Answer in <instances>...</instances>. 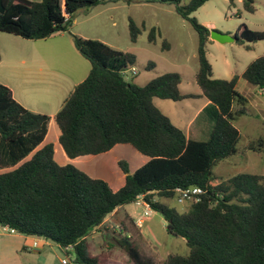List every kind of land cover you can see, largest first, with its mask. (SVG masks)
I'll return each instance as SVG.
<instances>
[{
    "label": "trees",
    "instance_id": "16d2710c",
    "mask_svg": "<svg viewBox=\"0 0 264 264\" xmlns=\"http://www.w3.org/2000/svg\"><path fill=\"white\" fill-rule=\"evenodd\" d=\"M120 1L0 0V33L46 40L71 33L81 9ZM127 1L173 6L197 33L195 81L200 96L210 103L204 110L212 125L209 134L193 131L185 135L153 104L156 98L180 102L197 97L181 93L179 73L164 74L143 87L135 85L125 77L136 66L135 54L71 33L91 71L54 118L66 156L75 160L128 145L148 161L133 174L121 161L125 179L118 191L72 163L59 165L53 145L39 149L48 135L51 117L25 108L11 89L0 83V170H9L0 174V225L63 249L72 247L75 264H112L105 252L91 251L88 238L117 209L143 197L152 211L163 216L167 232L183 238L190 250L186 257L168 256L164 264H264V175L239 174L214 183L215 167L238 154L241 133L235 121L251 111L248 99L237 90L239 76L213 78L207 58L211 30L194 17L213 0ZM228 1L231 7L241 1L247 13H256L254 0ZM129 29L131 41L136 43L141 31L132 19ZM156 35L154 27L150 43L156 42ZM234 35L242 44L264 41L263 32L253 31L245 23ZM242 78L264 92V56L250 63ZM257 145H264V139L251 143L248 150L255 151ZM191 186L203 194L185 212L160 201L174 199L176 189ZM117 243L133 264H157L131 237L123 236Z\"/></svg>",
    "mask_w": 264,
    "mask_h": 264
},
{
    "label": "rangeland",
    "instance_id": "374dc122",
    "mask_svg": "<svg viewBox=\"0 0 264 264\" xmlns=\"http://www.w3.org/2000/svg\"><path fill=\"white\" fill-rule=\"evenodd\" d=\"M254 1L256 7L254 14L247 13L242 3H236L231 7L228 0H213L199 9L194 17L205 27L207 26L203 23H213L216 27L213 30L224 34L234 33L242 23L247 24L253 31L264 33V0ZM130 19L141 31L136 43L131 41ZM154 27L157 29L156 42L150 43L149 34ZM70 32L76 33V36H79L77 34L79 33L88 39L101 41L119 51L135 54L136 66L129 69L125 76L130 83L144 86L164 74L179 73L182 80L180 85L182 94L200 92L195 81L199 68L197 58L199 38L191 25L176 13L173 6L158 3H129L123 0L118 3L84 8L75 15ZM71 33H66L63 39L56 37L46 42L29 41L0 33L4 53V61L0 63V75H13L10 77L14 81L11 85L15 87V95L19 101L25 96L22 94H28L24 100L26 103H31L30 98L38 102L37 97L48 102H44L45 104L51 105L47 115L51 117L49 132L39 149L49 144L53 145L55 160L59 165L72 163L90 177L101 179L113 190L118 191L124 186L125 179L119 163L124 161L133 174L146 163L145 156L131 146L119 145L105 154L70 160L59 143L60 131L54 118L74 88H69L66 83L58 79L56 72L69 73L71 70L69 64H71L78 74H84L82 77L75 76V85H78L91 71L90 62L78 53ZM52 42H56L57 46L49 45L53 44ZM73 54L79 62L73 60ZM262 56H264V41L257 44L241 42L226 45L218 42L208 44L207 58L212 65L213 78L231 80L239 76L237 90L248 99V107L251 110L250 116L238 117L235 122L236 128L241 132L239 153L236 157L223 161L215 167L213 171L215 184L225 182L239 174L264 175V145H257L255 152L246 150L251 143L260 138L264 139V95L260 94L262 91L257 87L242 78L248 65ZM21 60H27V65L41 66L43 71H24ZM151 64H154V67ZM10 66L15 69L10 70ZM132 69L136 71V75H133ZM46 79L54 81V84L47 86ZM153 104L185 135L188 132V121L202 106L201 101L195 99L180 102L154 99ZM206 113L209 112L206 110ZM204 118L205 115L199 122L202 123ZM31 157L32 155L25 161L30 160ZM235 158L241 159V164L233 165ZM7 171L9 170H0V174ZM160 201L179 212L187 211L193 203L189 201L180 204L176 198L160 199ZM119 211L120 213L108 217L100 229L88 238L94 254L105 252L112 264H133L117 243L121 237L129 236L140 250L157 264H164L170 255L185 257L189 255L190 250L186 241L167 232V222L159 213L153 211L150 216H146L145 208L137 204L120 207ZM126 212L132 214L136 223L139 219L143 220L142 227L130 223L126 218L128 214ZM0 233H3L1 228ZM40 248L44 251L35 264H58L57 256L66 258L58 245L53 243L48 247L40 246ZM9 256L11 260L14 259L13 254ZM71 256L74 257V254L72 253ZM15 262L18 264V258L11 263L15 264Z\"/></svg>",
    "mask_w": 264,
    "mask_h": 264
},
{
    "label": "crops",
    "instance_id": "0c3cea01",
    "mask_svg": "<svg viewBox=\"0 0 264 264\" xmlns=\"http://www.w3.org/2000/svg\"><path fill=\"white\" fill-rule=\"evenodd\" d=\"M237 3H242V2L238 1ZM208 20H210V19H208ZM201 23H203V22H201ZM203 24L206 25L210 30H213L214 28H216L213 23H203ZM235 32L234 33L227 32V34L234 35ZM72 34L75 35L76 33L72 32ZM77 34L81 38L88 39V37H83L79 33H77ZM65 35H66V33H63V34H59V35H54L53 37H51L49 39H46V40H38V41L46 42V41H49V40H52V39H56V37H60V38L63 39L65 37ZM72 40H73V38H72ZM214 42L215 41H212L211 43H214ZM52 43L53 44H49V45L57 46L56 42H52ZM71 53H72V51H71ZM0 54H1L0 63H2L4 61L3 43L2 42H0ZM73 58H74L73 60H76L77 62H79L78 58H76V55L73 54ZM21 64L24 66L22 68V70H24V71H32V72H37V71L38 72H42L43 71V67L37 66L36 64L27 65V60H21ZM69 67L71 68L69 73H67V72H64V73L56 72V75H58V79H61L64 83H66L69 88H74L75 89V87L77 86V85H75V81H74L75 76L78 75V76L82 77V76H84V74H78L76 69L74 68V66H72L71 64H69ZM13 69H15V68L13 66H10V70H13ZM133 70L134 69H132L133 75H136V74H134ZM71 73H75V74H71ZM125 76H126V74H125ZM10 77H13V75L12 74H7L6 76H1L0 77V83L5 85V86H7V87H9L11 89L15 99L20 104H22L25 108L29 109L32 112L40 113V114H44V115H49L48 109L51 107V105L50 104H45L44 102H46V101L44 99L41 100L40 98H37L35 95H33L34 97H36L38 102H36L33 98H30L31 99L30 100L31 103H28V102L26 103V101H24V100L28 97V94H22V95H25V96L21 95L23 99H22V101H19L17 99L16 95H15V92H16L15 91V87L13 85H11V84H13L14 81ZM46 81H47V86H50V85L54 84V81H52V80H47L46 79ZM238 82H239V80H238ZM25 85H26V83H25ZM237 86H238V83H237ZM141 87H143V86H141ZM260 94L264 95V92L262 91V93H260ZM194 95H196L197 97L193 98V99L201 101L202 106L193 115V117L188 121V125H187L188 126V132L186 133V135L188 136L193 131L200 132L202 134H209L212 125H211L210 120L208 119V117L204 113V110L208 107V105L210 103L205 97H201L200 96L201 92H198V93H196ZM46 103H48V102H46ZM203 115H205V118H204V120L202 119V121H201L202 123H200L199 120H201V117ZM246 150H248V147L246 148ZM248 151L250 152V150H248ZM238 153H239V151H238ZM236 156H234V157H236ZM147 161H148V159H147ZM147 161H146V163H147ZM232 164L233 165L241 164V159H239V158L233 159ZM246 174H249V173H246ZM115 213H120L119 209H117L113 214H115ZM126 213H128V212H126ZM113 214H111L110 216H112ZM110 216H108V217H110ZM126 218L133 225L136 224L132 214H130V213L126 214ZM0 228L2 229V232H3L2 234L0 233V249H1V252H0V264H12L11 262L13 260H15L16 258H18V264H27V263L28 264H35L36 262L39 261V259H40L39 257L42 256V253L44 251L43 248H40V246H42V247L43 246H47L48 247L50 245V242H48V241H46L44 239L27 237V236H24V235H21V234H18V233H11V232L5 230L4 227L1 226V225H0ZM35 242L38 243L37 247L34 246ZM58 247L62 251V253L67 255V252H65V250L63 248H61L60 246H58ZM10 254L14 255V259L13 260L10 259L11 258L9 256ZM63 258L64 257L61 256V255L57 256L58 264H60V262H61V260ZM15 264H17V263L15 262Z\"/></svg>",
    "mask_w": 264,
    "mask_h": 264
},
{
    "label": "built area",
    "instance_id": "2783aa9c",
    "mask_svg": "<svg viewBox=\"0 0 264 264\" xmlns=\"http://www.w3.org/2000/svg\"><path fill=\"white\" fill-rule=\"evenodd\" d=\"M134 74H136L135 71ZM201 194H203V191L195 186H191L188 189H180V188L176 189V199L180 204L187 203L189 201L195 202L197 201L198 196H200ZM135 204H137L138 206H143L145 208L146 216H150V214L153 212L150 205L143 200V197H139L138 200L135 202ZM136 224L139 227H142L143 220L139 219ZM4 229L11 233H16L13 229L9 227H4ZM34 246L37 247L38 243L35 242ZM64 250L65 252H67V255L66 258H63L61 260L60 264H75L74 257L71 256L73 248L68 247V248H64Z\"/></svg>",
    "mask_w": 264,
    "mask_h": 264
},
{
    "label": "water",
    "instance_id": "95a60500",
    "mask_svg": "<svg viewBox=\"0 0 264 264\" xmlns=\"http://www.w3.org/2000/svg\"><path fill=\"white\" fill-rule=\"evenodd\" d=\"M210 38L212 41L218 42L222 45H226L233 42H237V43L241 42V39L237 38L235 35L224 34L217 30H212L210 32Z\"/></svg>",
    "mask_w": 264,
    "mask_h": 264
}]
</instances>
